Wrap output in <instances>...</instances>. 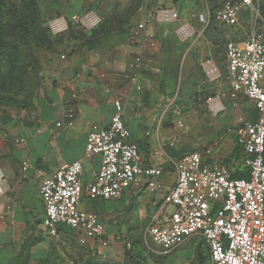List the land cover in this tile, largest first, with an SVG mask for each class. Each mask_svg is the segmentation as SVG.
Here are the masks:
<instances>
[{"label": "crops", "instance_id": "obj_1", "mask_svg": "<svg viewBox=\"0 0 264 264\" xmlns=\"http://www.w3.org/2000/svg\"><path fill=\"white\" fill-rule=\"evenodd\" d=\"M76 1H79L78 4L69 7L70 12H82L101 2V0ZM154 8L162 7L152 4L150 8L145 9ZM186 22L195 29H200L182 18L173 27L171 23H163L152 24L147 28L146 40L142 45L144 66L141 74L143 84L141 91L132 88L128 80L135 48L137 49L139 44L129 37V41L119 47L121 50L111 52L98 48L91 52L79 49L73 53V59H70L73 55H66L64 61L57 62L55 66L47 69L43 93L40 94L33 111L24 116L11 114L6 121L0 116V213L5 215L4 219L0 218V264H51L54 244L52 239L55 237L49 235L43 228L45 210L40 195L42 183L45 178L54 175L63 164L79 159L83 164L81 174L83 184L94 181L101 167L102 157L86 156L87 135L94 124L103 127L110 124L116 112V99H120L124 104V122L131 130L129 141L138 145L147 163L164 169V175L160 179L165 189L150 195L146 189V182L141 180L131 184L121 198H114L124 202V205L119 204L117 207L99 211L102 217L107 216L106 218L112 219L114 223L112 230L106 227L107 237L116 239L115 237L120 234L124 238H128L129 235L135 236L132 209H129L134 200L141 202V218L147 223L148 215L162 206L165 190L170 189L175 182L176 173L172 161L179 160L191 152L187 149L200 151L207 165L228 162L227 165L232 172L245 167L244 156L227 161L237 143L235 134L231 135L226 131V119L215 118L206 124L207 144L190 148L185 146V134L179 127V131H175L173 126L174 123L178 124V118L180 120L183 115L180 114L178 117L172 115L168 124H164L167 109L160 108L163 99L169 97L165 88L166 84H169V79L174 80L173 76L180 71L182 76H187L189 81L194 82L199 79L198 71L204 70L206 60H211L218 67L216 60L223 58L225 43L213 53L208 51L209 54L203 58L204 34L197 36L196 40L193 39L194 36L182 40L175 35L176 25ZM171 29L174 30L173 34L170 33ZM107 53L111 56L107 57ZM150 54H155L157 63L154 66L146 62ZM120 56L127 57L129 63L126 64V61L123 62L124 65L120 63ZM145 67L151 75L145 72ZM217 74L209 76L206 73L208 79L201 84L206 83L215 87ZM195 84L197 82L193 85ZM215 92L214 96L209 97L224 105L221 98V96L225 98L224 93L221 89ZM205 102L207 103V100ZM177 108L171 109L176 115L179 110ZM252 109L253 113H248L245 118L257 119L256 110L254 107ZM71 112L74 113L72 124L69 123L71 118L68 117V113ZM217 114L213 112V115ZM59 122L62 124L58 125ZM174 137L177 141L173 139ZM17 138H21L22 142L17 143L15 141ZM25 159L30 161L31 166L23 172L22 163ZM95 211L98 210L94 209ZM118 216L127 217V220L118 222L116 219ZM61 233L64 234V231ZM127 242L130 243L129 238ZM129 245L131 247V244ZM184 246L192 249L190 254L192 259H198V254H202L205 257L203 264H212L210 250L200 239L193 238L177 250ZM58 249L61 253L64 252L62 248ZM196 263L200 264L199 261Z\"/></svg>", "mask_w": 264, "mask_h": 264}, {"label": "built area", "instance_id": "obj_2", "mask_svg": "<svg viewBox=\"0 0 264 264\" xmlns=\"http://www.w3.org/2000/svg\"><path fill=\"white\" fill-rule=\"evenodd\" d=\"M259 0H222L211 9L206 4L199 14L202 28L189 23L176 25L175 34L182 40L205 33L211 20L227 27L239 25L245 11L259 14ZM180 14L176 8L144 9L134 22L130 38L139 42L131 63L128 80L132 88L141 91V74L144 66L143 43L147 28L152 24L177 23ZM102 22L94 9L72 12L52 18L48 27L53 35L68 32L73 25L92 30ZM62 58H66L63 54ZM223 58L226 59L228 83L235 96H245L257 113V119L242 117L232 131L236 143L244 152V165L248 178H233L227 164L207 165L200 151H191L172 165L176 179L165 190L162 206L150 213L145 227L148 237L169 254L193 238H198L209 248L212 264H264V24L255 25L245 39L228 36ZM204 70L209 76L218 72L211 60H206ZM238 99V97L236 98ZM210 110L220 113L225 109L213 97L207 99ZM116 112L108 126H91L87 135L86 156L101 155L102 162L94 181L86 185L81 181L82 160L63 164L54 175L44 179L40 195L44 204L43 223L49 235L59 238V227L77 230L80 242L91 250L107 248L115 239L107 237L106 226L99 215L83 209V197L90 199L121 198L133 183L146 182L150 195L165 189L160 179L161 166L147 163L136 143L129 141L131 130L124 122V104L115 100ZM74 119V113H68ZM62 123L59 122L58 125ZM179 126H184L178 120ZM22 142L21 138L15 140ZM31 166L25 159L23 172ZM0 218L5 215L0 213ZM120 235L116 239H120ZM91 239V243L88 239Z\"/></svg>", "mask_w": 264, "mask_h": 264}, {"label": "rangeland", "instance_id": "obj_3", "mask_svg": "<svg viewBox=\"0 0 264 264\" xmlns=\"http://www.w3.org/2000/svg\"><path fill=\"white\" fill-rule=\"evenodd\" d=\"M78 2L76 0H0V116L5 121L11 114L24 116L34 110L40 94L43 93V81L47 69L55 66L57 62L64 61L63 54L72 56L79 49L91 52L98 48L111 52L121 50L119 47L130 39L127 36L128 23L134 22L138 18L137 16L146 7L150 8L152 4L159 7L176 6L181 15L180 19L194 23L198 29L202 28L199 14L208 4L207 0H101L100 4L88 8L98 11L102 16V22L98 27L90 32L75 28L61 37H55L49 30V21L60 14L70 15L72 12L69 7L72 4H78ZM174 24L171 23V27ZM263 24L264 17L261 12L259 11L257 15L250 10L243 13L237 26L227 27L218 23L212 30L203 33V39L201 38L205 41L203 58L209 52L213 53L215 49L224 46L226 34L234 39H245L255 25L263 26ZM173 31L171 29L170 33L173 34ZM129 32L131 33V30ZM196 37L197 34L193 39L196 40ZM108 53L106 56H111ZM73 57L74 55L70 59ZM124 57H119V61L123 65L124 61L126 64L129 63L127 57ZM216 61L220 73L217 72L218 78L215 87L208 86L206 83L201 84L208 79L206 72L202 69L198 71L199 79L194 82L189 81L187 76H182L178 71V74L173 76L174 80L169 79V84H166L165 87L169 97L163 99L160 108L161 110L167 109L164 124H168L172 115L176 117L180 114L183 115L180 121L184 126L181 127L179 124L177 126L176 123L173 126L175 131H179V127L180 131L185 134V146L189 148L207 144L206 124L215 118L226 119V131L234 135L232 131L237 128L240 117H247L248 113H253V107L249 100L244 96H235L233 93L227 80L226 59L221 58ZM146 62L150 66L156 65L155 54H150ZM148 68L145 67V72L150 74ZM195 82L197 84L193 85ZM219 89L225 95V98L221 96L225 109L222 111L223 113L221 112L222 114L213 115L205 101L209 96H214L215 91H219ZM237 97L238 99H236ZM178 104L179 108H177ZM172 107L179 109L178 112L176 111L177 115L171 111ZM187 112H189L187 116H184ZM175 131L172 130L173 133ZM119 204L124 205V202L117 199L91 200L85 196L82 199L81 207L89 211L98 210L95 212L102 218L107 229L112 230L113 220L106 218L107 216L102 217L99 211L117 207ZM129 207L130 210L132 209V223L135 226V236H127L132 247L126 245L128 238H124L120 234L121 237L115 239V244L107 248L90 249V251L88 245L80 242L81 234L77 230L70 229L72 234H62L60 231L61 237L52 239L55 245L53 244L51 264H174V262L197 264L199 258L192 259L190 247L184 246L182 249L165 255L161 253V248L152 241V238L148 237V242L153 250L151 251L145 242L146 223L143 222L140 213L142 204L134 200ZM116 219L122 223L127 220V217L118 216ZM43 228L46 229L45 225ZM88 240L89 243L92 242L90 238ZM137 247L145 256H148L146 262H142L139 258ZM58 248H62L64 252L61 253Z\"/></svg>", "mask_w": 264, "mask_h": 264}, {"label": "trees", "instance_id": "obj_4", "mask_svg": "<svg viewBox=\"0 0 264 264\" xmlns=\"http://www.w3.org/2000/svg\"><path fill=\"white\" fill-rule=\"evenodd\" d=\"M222 0H207V2H208V4L207 5H209L210 7H211V9L213 10V9H215L216 7H218L219 6V4H220V2H221ZM260 12H261V14L263 15V17H264V0H260ZM69 15V14H68ZM139 16V15H138ZM137 16V17H138ZM137 19V18H136ZM135 21V20H134ZM218 24V22H216L215 20H211V23H210V25L206 28V30H205V33L208 31V30H212L213 28H214V26L215 25H217ZM221 24V23H220ZM223 25V24H222ZM134 26V22H129L128 23V37H130L129 35H130V30L132 29V27ZM75 28H80V29H82L79 25H73V26H71V28H70V30L69 31H71L72 29H75ZM83 30H85V29H83ZM68 31V32H69ZM86 31H92V30H86ZM68 32H65V33H63V34H66V33H68ZM204 33V34H205ZM63 34H61V35H63ZM55 37H57V36H60V35H54ZM230 36V35H229ZM61 37V36H60ZM227 39H228V34H226V36H225V40L227 41ZM225 41V42H226ZM253 120H255V119H253ZM244 156V152H243V149H242V147L241 146H239L238 144L235 146V149H234V152L232 153V155H231V157L230 158H227V161H229L230 159H233V158H241V157H243ZM227 164H228V162H227ZM249 174H250V172H249V169L247 168V167H244V168H242V169H237L236 171H234V172H232V177L233 178H248L249 177ZM84 198V197H83ZM91 200H96V199H91ZM71 228H68V227H65V226H60L59 227V232L60 231H64V233H68V234H72V230H70ZM129 244H131V242L130 243H128V244H126V245H129ZM131 247H132V244H131ZM137 249H138V252H139V258L141 259V261L142 262H146L147 260V257L148 256H145L142 252H141V250L137 247ZM89 250H90V248H89ZM91 251V250H90ZM198 256H199V262H200V264H203V262H205V257H203L202 256V254H198ZM207 258L209 257V256H206Z\"/></svg>", "mask_w": 264, "mask_h": 264}]
</instances>
